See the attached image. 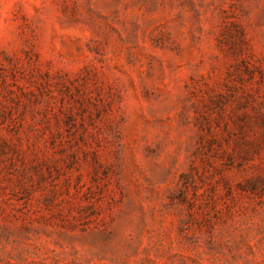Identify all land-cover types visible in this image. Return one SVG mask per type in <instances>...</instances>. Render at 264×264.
Masks as SVG:
<instances>
[{
    "label": "rangeland",
    "instance_id": "obj_1",
    "mask_svg": "<svg viewBox=\"0 0 264 264\" xmlns=\"http://www.w3.org/2000/svg\"><path fill=\"white\" fill-rule=\"evenodd\" d=\"M0 264H264V0H0Z\"/></svg>",
    "mask_w": 264,
    "mask_h": 264
}]
</instances>
